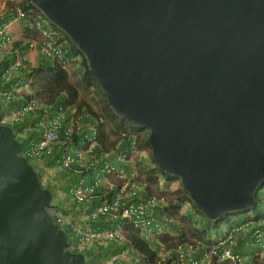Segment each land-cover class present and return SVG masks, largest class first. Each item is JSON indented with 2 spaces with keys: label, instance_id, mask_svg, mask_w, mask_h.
Here are the masks:
<instances>
[{
  "label": "water",
  "instance_id": "1",
  "mask_svg": "<svg viewBox=\"0 0 264 264\" xmlns=\"http://www.w3.org/2000/svg\"><path fill=\"white\" fill-rule=\"evenodd\" d=\"M83 55L113 114L207 221L264 185V0H29ZM3 105L0 103V118ZM0 125V264H86L54 193Z\"/></svg>",
  "mask_w": 264,
  "mask_h": 264
},
{
  "label": "built area",
  "instance_id": "2",
  "mask_svg": "<svg viewBox=\"0 0 264 264\" xmlns=\"http://www.w3.org/2000/svg\"><path fill=\"white\" fill-rule=\"evenodd\" d=\"M11 1L0 0V20L4 21L7 18ZM31 14L22 8H16L15 14L11 13L8 22L0 25V63L2 57L9 55L4 70L0 72V99L7 104L6 113L2 116L0 124L22 126L30 116L37 114L39 116L37 129L33 133V138L27 143L23 155L38 166L55 160L65 171L75 169L79 174L84 173L77 184H72L69 190L75 205H84L88 202L94 204V200L99 199L91 209L89 219L97 221L98 218L105 216L112 221H120L115 229L114 227L109 230L100 227L85 229L80 227L81 225L67 221L64 214L52 207L50 211L56 223L72 232L71 247L73 249L78 247L83 252H91L96 243L106 245L117 239L124 242L127 237L126 227L132 226L158 253L156 264H168L173 261L178 264H209L213 257H216L220 263L241 262L242 256L231 247L225 246L236 233L241 231V227L233 230L214 246L204 249L200 257L194 255L199 247L196 251L191 246L185 245L183 249L180 247L172 251L163 243L162 227L157 215L169 206L167 193L150 190L151 187L146 182L126 174V168L123 166L132 163V169H135L134 158L140 155L135 134H124L121 142L113 150L103 149L99 143L104 124L102 117L96 118L86 109L81 113L75 106L66 108L42 106L40 98L36 97L33 91L31 67L24 64L25 54L14 48L10 23L21 21L26 28H31L33 20L41 39L30 41L25 49L40 51L42 57L62 69L69 71L77 59L66 58L65 45L60 42L62 38L60 33L49 28L48 25L43 26L42 22L47 23V21L41 20L40 16H37L38 20ZM19 100L22 104L16 109L12 108L11 105ZM76 136L81 137L78 143L73 140ZM127 143L131 145L129 152H125ZM87 177L94 179L88 183ZM97 191H101L98 196ZM246 227H249V224ZM253 234L255 244L260 245L263 240L261 232L254 230ZM219 249H221L220 254L217 253ZM128 254L129 251H120L112 257V262Z\"/></svg>",
  "mask_w": 264,
  "mask_h": 264
},
{
  "label": "trees",
  "instance_id": "3",
  "mask_svg": "<svg viewBox=\"0 0 264 264\" xmlns=\"http://www.w3.org/2000/svg\"><path fill=\"white\" fill-rule=\"evenodd\" d=\"M18 7L22 8L25 11L31 12L32 13L31 15H33V16H35V15L40 16L41 20H44L45 22L47 21L45 19V17L42 15V13L39 12L36 8H34L30 4L29 0H26L25 3H22L20 6L19 5L12 6L11 13L15 14L16 8H18ZM37 16H35V17H37ZM7 20L8 19H6L5 21L7 22ZM0 24H2V21H0ZM49 28L57 30L60 33V35L62 36V38L60 39V42L64 43V45H65L66 58L73 59V58L79 57L80 62H81V68L79 69V72L82 74L81 82L83 83V85H85L87 87H90V88L96 87L99 90V93H97V95L100 97H103V99H104V104L102 106V109L104 112V117L113 126V130L123 137H124V134H126V133L135 134V133H138L139 131H146V129H144V128H136L134 126H131L128 122L117 118L113 114V112L111 111V109L109 108V106L106 102L105 96L103 95L97 81L93 78L91 72L88 70L87 63H86V60L83 57V55L75 48L74 45H72L70 43L69 39L67 38V36L65 34L60 32L53 25H51V26L49 25ZM4 67H5V64L0 65V68H1L0 72L4 70ZM31 75L33 77V83H32L33 90L36 92L37 96L42 99L44 104L50 105V106L55 105L57 107L58 106L64 107V106H71V105H79L80 110L83 108V106H87L90 109V107L87 105V103L82 102V100L80 98L79 88L70 81V77H69L68 72L61 69L59 66H57L53 63H50V62H48V63L46 62L45 66L43 65L41 68L33 70ZM90 120L94 121V119H90ZM14 131H15L16 137L22 143V151H23L25 148L24 146L27 143V138H25L26 132L24 130V127L23 126H15ZM148 136H149V132L145 136V138L143 140V144H145L146 147L151 149L149 142H148ZM107 137L108 136L104 133V131H102L101 139H100V145L102 147L105 146V142H106ZM80 138L81 137H79V139ZM137 141H138V146L141 147L140 146L141 140H140V136L138 134H137ZM130 150H131V145H130V143H127L125 152H129ZM153 161H154L156 166L153 170H150V172L147 173L148 178H150L149 180H151V183L155 182L153 180H155L154 175L156 172H157L156 174H161L167 180L172 181L174 179V178H171V177H168V176L162 174L158 168L157 162L154 159H153ZM47 162H49V165H51V167H58L55 160H50ZM45 165H46V162L44 164H42L43 167ZM37 166L38 165H36V167ZM146 169H148V168H146ZM69 173L71 176H74V177L78 176L79 180H80V178H82L84 176V173L79 175L75 169H70ZM93 179H94V177L93 178L87 177L86 181L88 183H90L91 180H93ZM256 198H257V201L259 203L260 200L258 199L257 194H256ZM186 201L191 202L187 193H185V196L183 198L179 199V204L185 203ZM177 205L171 204V207L174 208V214L178 210V209H176ZM195 210H196V208H195ZM58 212L65 214L66 216L69 214L68 212L61 211V208L59 209ZM198 213L201 214L200 212H198ZM239 214H246L247 215V213H243V212L239 213ZM232 215L224 216L222 218V220H220L218 222H210L211 224H208L207 229L204 230V235L207 236L208 229H210L212 227H213V229H217L224 221L229 219V217ZM238 221H240V222H238ZM244 221H250V220L246 219V216H245V217H242L240 220H236V222H233L234 226H232V228L228 230L229 233H231L233 230H238V228L241 227L242 225L244 226V224H245ZM252 223H253L252 226L255 227V223L254 222H252ZM259 229H261V228H259ZM240 232H238V233H240ZM69 233H70V231H69ZM126 233H127L126 243L124 244V246L122 248H129L131 250V252L133 253L134 257L136 259L140 260L141 262H144L146 264H156L157 253L150 246V244L144 238H142L140 236L139 231H137L132 226H127L126 227ZM238 233H236L235 236ZM235 236L231 240L232 242L230 241L229 243L225 244V246H230V244H232L234 242ZM250 237H251L250 242H249L250 245L252 247L258 249V247L255 244L254 234L252 232H250ZM206 238H208V237H206ZM169 239H170L169 235H164L162 238V240L165 242H168ZM210 240L207 239L205 243L209 244ZM261 244L262 245L264 244V240H262ZM233 251L239 253L235 249H233ZM199 253L200 252L198 251V253L196 255H199ZM217 253L220 254L221 249L217 250ZM239 254H241V253H239ZM257 255L259 256V253ZM214 259H215V261L213 262V264H224V263L218 262V259L216 257H214Z\"/></svg>",
  "mask_w": 264,
  "mask_h": 264
},
{
  "label": "crops",
  "instance_id": "4",
  "mask_svg": "<svg viewBox=\"0 0 264 264\" xmlns=\"http://www.w3.org/2000/svg\"><path fill=\"white\" fill-rule=\"evenodd\" d=\"M25 1L26 0H12V6H17V5L20 6L22 3H25ZM10 16H11V11L9 10L7 18H10ZM35 16H37V15H35ZM38 17L36 19L39 20ZM42 24L45 27L47 26V23L42 22ZM32 25H33V27L26 28L24 23L21 21L12 22V23H10V32L12 34V37L14 38V41H15L14 42V48L22 51L25 54V57L27 59H29L30 61H32L30 63V65L36 67V66H38V64H40V61L43 59L40 51H37V52L31 51V50L25 49V47H24L27 40L34 39L36 41H40V39H41L39 32L35 29V25L33 24V20H32ZM7 54H9V53H7ZM8 57H9V55L2 57V62L0 63V65L5 64ZM42 63H45V61H43ZM78 71H79V69H78ZM21 104H22V102H20V101L15 102L14 107L17 108ZM29 122H31V118H30V120L28 119L27 123L29 124ZM48 164H49V162H47L46 165L43 167L42 172L44 174H47L48 176H51L53 173H56V175H53V179H54L53 184L58 185L57 176L59 175L60 168L56 167L54 169H51V167H50L51 165H48ZM130 165L131 164L129 163V164H124L123 166L127 170H130ZM149 167L153 168V166H150V165H149ZM72 181H73L72 184L76 185L78 182V179L73 178ZM57 192L59 195V208H61V211L68 212L69 214L67 216L70 217L71 219H73L74 221H76L77 223H79L81 225L80 227H83L85 229H92V228L101 227V228L105 229L106 226H104V225L99 226L98 223L93 222L92 220L89 219V213L91 212V209H93L94 206L97 204L96 199L94 200L96 203L94 202V204H92L91 202H88L87 204H84V205H75V202L70 203V201H69V202H67V204L69 205V203H70V205L72 206V208L70 209L69 207H67V205L64 206V204L62 202L60 205V199L62 197L65 198L67 201L70 199V197H68L69 196L68 187H66L65 193L63 191H61L60 188L57 189ZM98 194H100V193H98ZM260 201L261 202L259 204V207L255 211H251L248 214L251 215V217L255 219V220H252V219L251 220L255 223L256 226L260 227L264 233V199L261 198ZM74 208H76L77 211ZM70 210H71V212L73 210L74 213H71ZM185 210H186L188 215L195 216L194 209L190 208L187 204L185 205ZM245 216H248V215H246V214L232 215L229 217V219L224 221L217 229H213V227L208 229V233L206 232L207 237H208L207 239L208 240L211 239L209 244L211 245V244L215 243L216 241L221 240L222 238L224 240L227 231L229 229H231L232 226H234L233 222H236V220H240L242 217H245ZM195 218H197V219L196 220L193 219V221H194L193 224L195 226L201 225L203 230H206L207 229L206 223L204 221H202V219L199 220L197 216H195ZM157 220L160 221V225L163 228L164 232L169 233V237H171V236L175 237L176 232H174V231H176V225L172 223V221H174V220H168L166 217V214H163V213L160 215H157ZM238 222H240V221H238ZM109 227H114V226H112V224H111V225H109ZM250 238H251L250 237V229L244 230L235 236V240L232 243V247L236 251L241 253V255L243 257V261L241 264H264V244L262 246H260L258 249L254 248L249 243ZM123 246L124 245L120 244V242L117 240L112 241V243H108L107 245H101L99 243H96L94 245V250L92 251V253L95 254V257H94L95 259L90 261L89 264H144V263L140 262L139 260H137L133 256V254H131V253H129L126 256H123L117 262L112 263L111 259H112L113 255H115L119 250H121ZM230 246H231V244H230ZM256 253L257 254L259 253V256ZM101 255L103 257H101V259H99V257ZM200 256H201V252L199 253V255L197 257H200ZM171 264H176V263L173 262ZM224 264H233V263L226 262Z\"/></svg>",
  "mask_w": 264,
  "mask_h": 264
},
{
  "label": "rangeland",
  "instance_id": "5",
  "mask_svg": "<svg viewBox=\"0 0 264 264\" xmlns=\"http://www.w3.org/2000/svg\"><path fill=\"white\" fill-rule=\"evenodd\" d=\"M50 26H51V24H50ZM81 80H82L81 76H78L74 71H73V74L70 75V81L79 88L80 98H81L82 102L87 103L88 106L94 111L95 114L104 117V112L102 109V106L104 104V99H103V97H100L97 95V93H99V90L96 87L90 88V87L83 85ZM104 121H105V125H104L105 132H106V135L108 136L106 139V145L109 148H115L118 146V143L121 142V135L116 133L113 130V126L110 124L109 121H107L105 119V117H104ZM147 133L148 132H146V131H139L137 133L140 136V140H141V142H140V146H141L140 155L137 156L136 158H134V160L136 161L135 166L138 169V171L135 173H130V174L132 176H135L138 179L146 182L148 185H150L152 190L155 192H157L159 190L165 191L168 194V199L170 200V204H176V205L178 204L176 206V209H178L177 214L173 215L174 221H172V223L176 225V231H174V232H176V234H175V237L172 238L173 239L172 242H170V243L166 242L167 246L169 244H171L169 249L170 248H176L177 249L179 247V245L184 242L187 246H191L193 248V250L197 251L196 248L199 247L201 244L205 245V246L207 245L205 243L207 240V238H206L207 236L204 235V230H203L202 226L201 225L195 226L193 224L194 221H192V220L193 219L196 220L197 218H195V216H197L199 220L202 219V221H204L206 223V226H208V224H211V223L209 221H207L205 218H203L196 211H194L195 216L188 215L186 210H185V205L187 204L190 208L194 209L190 202L186 201L185 203H182L181 205H179V199L183 198L185 196V193H186L182 189L181 182L179 179L174 178L172 181L167 180L161 174H156L157 173L156 172L154 175L155 180H153L155 182L151 183V180H149L150 178H148L147 173L150 172V170H151L149 168V165L151 164V165L155 166V163L153 162V159H152L151 149H149L148 147L145 146V144H143V140H144L145 136L147 135ZM119 148H121L120 145H119ZM146 168H148V169H146ZM36 170L38 171V173L41 174L42 181L45 183L46 186L55 187L53 184V182H54L53 175H56V173H53L51 176H48L47 174H44L42 172V167H39V168L36 167ZM131 175H129V176H131ZM156 175H159V178H160L159 181H158L159 178ZM59 177L60 176H57L58 180H59ZM57 187L60 188V183L58 184ZM62 187L65 189L64 185ZM257 197L259 200L261 198L264 199V187L258 191ZM63 200H64V206L67 205V207H69L71 209L70 203H69V205L67 204V202H69V201H67L65 198H63ZM58 204H59V195H58V192H54V200L52 202V206L56 207ZM258 207H259V205L255 208V210ZM106 218L107 217H104V219H106ZM98 222H101V221H98ZM113 225L115 227L116 223H113ZM88 257L94 258L95 254L89 253Z\"/></svg>",
  "mask_w": 264,
  "mask_h": 264
},
{
  "label": "clouds",
  "instance_id": "6",
  "mask_svg": "<svg viewBox=\"0 0 264 264\" xmlns=\"http://www.w3.org/2000/svg\"><path fill=\"white\" fill-rule=\"evenodd\" d=\"M9 7L10 8H8V11L10 10H12V1H11V3L9 4ZM18 8H20V7H18ZM6 19H8V18H6ZM6 19H4V21H2V20H0V21H2V24L3 23H6ZM46 19V18H45ZM7 22H8V20H7ZM48 24V27H49V25L51 24L49 21L47 22ZM50 23V24H49ZM2 24H0V25H2ZM52 25V24H51ZM57 29V28H56ZM57 31V30H56ZM61 32V31H60ZM32 40H34V39H32ZM32 40H27L26 41V43H25V46L24 47H27V45L29 44V42L30 41H32ZM13 41H14V38H13ZM15 42V41H14ZM22 52V51H21ZM43 59L40 61V64H38V66H36V67H34V66H31L30 65V63L31 62H29V60L26 58V60L24 61V64H27V65H30V67H31V73H32V71L33 70H35V69H39V68H41L43 65L45 66V64H46V62L48 63V62H50V63H52L51 61H49V60H47L46 58H44V57H42ZM75 59H77V61L76 62H74L73 63V65H72V67H71V69L69 70V71H67V70H65V71H67L68 72V74H69V77H70V75H72L73 74V71L78 75V76H81V78H82V74L78 71V69H80L81 68V62H80V59H79V57H76ZM71 60V59H70ZM43 61H45V63H42ZM54 64V63H53ZM58 66V65H57ZM60 67V66H59ZM61 68V67H60ZM62 69V68H61ZM64 70V69H63ZM31 75V74H30ZM32 76V75H31ZM34 91V90H33ZM35 92V91H34ZM35 96L36 97H38L37 96V94H36V92H35ZM40 98V97H39ZM40 100H41V102H42V106L43 107H57V106H50V105H46V104H44V102L42 101V99L40 98ZM20 101V100H19ZM18 101V102H19ZM0 103L3 105V114H2V116H4L5 115V113H6V109H7V104H5L1 99H0ZM15 104V103H14ZM14 104H12L11 105V107L12 108H14V109H16L15 107H14ZM5 105V106H4ZM88 105V104H87ZM71 106H75V107H77L78 108V110L82 113V111H83V109H86L87 111H89L94 117H96V118H98V117H102L103 119H104V117L103 116H100V115H97V114H95L94 113V111L93 110H91V108L89 109L87 106H83V108L80 110L79 109V105H71ZM71 106H64L65 108L66 107H71ZM19 107V106H18ZM17 107V108H18ZM58 107H61V106H58ZM63 107V106H62ZM110 108V107H109ZM112 111V110H111ZM2 116H1V118H2ZM1 118H0V120H1ZM30 118H31V122H29V124L26 122V124H24V125H22L23 127H24V130H25V132H26V136H25V138H27V143L29 142V140L31 139V138H33L32 136H33V133L35 132V130L37 129V123H38V121H39V116L37 115V114H35V115H32V116H30L29 117V120H30ZM28 121V120H27ZM0 125H5V124H0ZM7 125V124H6ZM104 125H105V121H104V124H103V127H102V130H101V132H100V136H99V140L101 139V133H102V131H104V133L106 134V132H105V127H104ZM7 126H11L13 129H14V127L15 126H12V125H7ZM137 128V127H136ZM145 129V128H144ZM146 131L147 132H149L147 129H146ZM15 132V131H14ZM90 134H92V132H90ZM135 135L137 136V133H135ZM16 136V135H15ZM122 137V136H121ZM149 137V136H148ZM17 138V137H16ZM18 139V138H17ZM64 139V138H63ZM19 140V139H18ZM73 140H75L74 142L75 143H78V141H79V137L78 136H76V137H74L73 138ZM20 141V140H19ZM21 142V141H20ZM64 142V141H63ZM27 143L25 144V146L24 147H26V145H27ZM100 143V142H99ZM22 144V143H21ZM61 144H63V143H61ZM101 146V145H100ZM102 147V146H101ZM103 149L104 148H107V149H110V150H113V149H115V148H109L107 145H106V142H105V146L104 147H102ZM25 149V148H24ZM139 149L141 150V147H139ZM23 152H24V150L22 151V149H21V152H20V154L22 155V156H24L23 155ZM151 154H152V152H151ZM25 157V156H24ZM26 158V157H25ZM153 158V157H152ZM27 159V158H26ZM143 160V159H142ZM29 161V160H28ZM35 168H36V164L35 163H33V162H31V161H29ZM134 162H135V165H136V161L134 160ZM154 162V161H153ZM47 163V162H46ZM131 165H130V170H127L126 169V174H128V175H131L130 173H135V172H137L138 171V169L136 168V166H135V169H132V167H133V164L132 163H130ZM49 165V164H48ZM150 166H153V165H151L150 164ZM156 166V165H155ZM155 166H153V168H150L151 170H153L154 168H155ZM39 167H42V169H43V166H37V168H39ZM51 167V166H50ZM54 168H56V167H51V169H54ZM58 168H60V172H59V175L58 176H60L59 177V180L57 181V183L59 184L60 183V190L61 191H63L64 193H65V190H66V187H68V191L70 190V188H71V186H72V183H73V181H72V179L73 178H77L78 179V176L76 177H74V176H71L70 175V173L69 172H67V171H65V170H63V169H61V167L58 165ZM79 174V173H78ZM77 174V175H78ZM39 175H40V178H41V174L39 173ZM80 175V174H79ZM156 176H158V178H159V175H156ZM160 180V178L158 179V181ZM41 181H42V178H41ZM181 182V181H180ZM42 184H43V186L45 187V188H48V189H50L53 193L54 192H57V189H58V185H54L55 187H52V186H46L45 185V183L42 181ZM68 184V185H67ZM65 186V189L62 187V186ZM182 186V185H181ZM264 187V185L260 188V189H262ZM183 189V188H182ZM259 189V190H260ZM150 190H152V188H150ZM153 191V190H152ZM162 190H159V191H157V192H161ZM98 193H101V191H97V193H96V195L98 194ZM258 193V192H257ZM69 194V196L68 197H70V199L68 200V201H70V203H72L73 201H72V197H71V195H70V193H68ZM168 195V194H167ZM188 195V194H187ZM98 196V195H97ZM99 198V197H98ZM54 200V199H53ZM97 201L99 200V199H96ZM63 201V202H62ZM61 202L64 204V200H63V197L60 199V205H61ZM261 202V201H260ZM260 202L258 203V201H257V205H256V207L260 204ZM191 203V202H190ZM182 204V203H181ZM181 204H179V205H181ZM191 205H192V207L194 208V211H196L195 210V207H194V205L191 203ZM52 207H55V206H52V204H51V206L49 207V212L51 213V211H50V209L52 208ZM255 207V208H256ZM55 208H57L58 210L60 209L59 208V204L55 207ZM71 208H72V206H71ZM171 207V204H170V200H169V206L165 209V211L164 212H161V213H158V215H160V214H166V217H167V219L168 220H173V215H175V214H177V211H176V213L174 214V208H172ZM255 208L254 209H252V210H250V211H247V212H243V213H247V215L248 216H246V219H248V220H250V221H244L245 222V224H244V227H243V225L241 226V231H244V230H248V229H250V232H252L253 233V231L254 230H259L260 232H261V234H262V236H263V240H264V233H263V230L262 229H259L258 228V226H256L255 225V227H253L252 226V220H255L254 218H252L251 217V215H249L248 213H250L251 211H254L255 210ZM63 209V208H62ZM75 210H76V208H74ZM77 211V210H76ZM71 212V211H70ZM197 212V211H196ZM71 213H74V211L72 210V212ZM198 213V212H197ZM240 213H242V212H240ZM199 214V213H198ZM236 214H239V213H236ZM51 215H52V213H51ZM65 215V214H64ZM201 215V214H200ZM232 215V214H231ZM233 215H235V214H233ZM66 216V215H65ZM202 216V215H201ZM52 217H53V215H52ZM104 217L105 216H102V217H100V218H98L97 219V221H93V222H96V223H98V225L99 226H102V225H104V226H106L105 227V230H109V229H111L112 227H109V225H113V223H116V226H117V224H119V222L120 221H112V220H110V218H106V219H104ZM203 217V216H202ZM203 218H205V217H203ZM66 219H67V221H70L71 223H74L75 225H80L79 223H77L76 221H74L73 219H71L70 217H68V216H66ZM252 219V220H251ZM53 220H54V222H55V224H57L56 223V221H55V219H54V217H53ZM98 221H101V222H98ZM113 222V223H112ZM158 222L160 223V221L158 220ZM247 224H249V227H246V225ZM58 225V224H57ZM59 226V225H58ZM114 226V225H113ZM116 226L114 227V229L116 228ZM60 228H62L61 226H59ZM97 228H99V227H97ZM101 228V227H100ZM62 229H64V228H62ZM92 229H95V228H92ZM65 231H67L68 232V234H69V236H70V242H69V246H68V248H69V250L71 251V252H74V253H83L85 256H86V264H89V262L90 261H92L93 259H95V258H89L88 257V255H89V253H92V251L94 250V247L92 248V251L91 252H83L80 248H78V247H76L75 249H73L72 247H71V236H72V232L69 230V229H64ZM69 231H70V233H69ZM162 238H163V236L164 235H169V234H167V233H165L164 232V230H163V228H162ZM229 234V231H227V233H226V235H228ZM226 235H225V238H226ZM162 238H161V240H162ZM173 237L171 236L170 237V239H169V243L170 242H172V239ZM223 240V238L221 239V240H218V241H222ZM117 241H119L120 242V244H125L126 243V240L124 241V242H122L121 240H119V239H117ZM163 241V240H162ZM218 241H216L215 243H213V244H207L206 246L205 245H200L199 246V252H202L204 249H208L207 247H212V246H214L216 243H218ZM109 243H112V241L111 242H109ZM163 243H165L166 244V242L165 241H163ZM107 245V244H106ZM167 245V244H166ZM186 244L183 242V243H181L180 245H179V247L177 248V249H179L180 247L183 249L184 248V246H185ZM151 246V245H150ZM171 246V244H169L168 245V247H170ZM258 248L260 247V246H262V245H256ZM152 247V246H151ZM204 247H206V248H204ZM228 247H231L232 249H234L233 247H232V244H231V246H228ZM153 248V247H152ZM154 249V248H153ZM170 250H172V251H174V250H176V248H170ZM120 251H129V253H131V254H133L132 252H131V250L129 249V248H122L121 250H119L117 253H119ZM198 251L194 254V255H196L197 253H198ZM156 252V251H155ZM157 253V252H156ZM241 255V254H240ZM114 256V255H113ZM134 256V255H133ZM173 256L175 257L176 256V254H175V252L173 253ZM196 256H198V255H196ZM242 256V255H241ZM101 257H103L102 255L99 257V259H101ZM157 258H158V253H157ZM138 260V259H137ZM111 261H112V259H111ZM140 261V260H139ZM215 261V259H214V257L213 258H211L210 259V263L209 264H213V262ZM242 261H243V257H242ZM242 261L241 262H238V263H235V262H231V261H227V262H229V263H233V264H241L242 263ZM117 262V261H116ZM141 262V261H140ZM174 262V261H173ZM173 262H169L168 264H171V263H173ZM112 263H115V262H112ZM142 263H144V262H142ZM176 263V262H175ZM224 263H226V262H224ZM144 264H146V263H144ZM176 264H178V263H176Z\"/></svg>",
  "mask_w": 264,
  "mask_h": 264
}]
</instances>
